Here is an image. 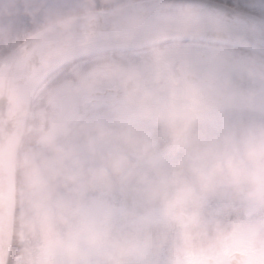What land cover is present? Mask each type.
<instances>
[{
	"label": "clouds",
	"instance_id": "9594fccd",
	"mask_svg": "<svg viewBox=\"0 0 264 264\" xmlns=\"http://www.w3.org/2000/svg\"><path fill=\"white\" fill-rule=\"evenodd\" d=\"M103 6L112 7L109 0ZM159 8L181 32L232 47L213 10L197 0H160ZM93 9V0L87 7L0 0V36L15 11L33 21L35 34L23 43L56 54L53 38L90 24ZM148 15L133 19L135 30ZM258 34L264 39V25L235 39L247 53L240 78L264 92V48L251 47ZM167 35L147 37L134 60L98 54L75 73L78 95L68 105L57 104L47 77L16 84L29 114L25 148L55 167L45 203L17 195L0 264H185L194 252H221L236 229L251 241L249 251L222 257L224 264H264V107L243 102L242 88L223 68L228 52L203 60L202 69H185L164 50L175 42ZM125 42H135V32ZM25 60L0 61L6 80ZM101 95L107 113L92 107ZM8 105L6 94L0 113Z\"/></svg>",
	"mask_w": 264,
	"mask_h": 264
},
{
	"label": "water",
	"instance_id": "95a60500",
	"mask_svg": "<svg viewBox=\"0 0 264 264\" xmlns=\"http://www.w3.org/2000/svg\"><path fill=\"white\" fill-rule=\"evenodd\" d=\"M179 4L182 0H170ZM160 0H143L126 4L122 7L110 11H101L93 15L92 22L78 23L71 37L53 38L57 45H65L63 57L78 52H87L81 56L63 62V64L47 75V79L62 68L67 63L76 59L94 55L98 52L111 50H131L143 46L147 37L152 36L160 30H166L168 35L166 40L175 41L174 43H211L203 34L192 32H181L179 29L167 23V12H162L159 8ZM204 8H211L216 20L226 30L229 41L234 48L243 49L235 39L238 35L247 36L251 26L258 28L264 25V18L258 17L250 12L240 11L234 7L216 0H197ZM130 13L125 15V12ZM148 12L149 15L142 25V30H135L132 23L135 17ZM135 32V42H125V38ZM86 43L81 46L80 42ZM251 47L260 50L264 48V39L258 34L252 39ZM20 59H28L21 53V48L13 53L6 62L19 63ZM11 83V87L5 91L8 96V104L11 106L10 118L14 120L16 131L9 134L7 131L0 132V249L3 255L0 260L7 255V247L11 243V226L16 211V162L19 149L24 136L26 127L25 117H28L26 109L20 107V97L17 94V85ZM235 253V252H234ZM241 255L246 253L239 252ZM231 254L229 257H231Z\"/></svg>",
	"mask_w": 264,
	"mask_h": 264
},
{
	"label": "rangeland",
	"instance_id": "374dc122",
	"mask_svg": "<svg viewBox=\"0 0 264 264\" xmlns=\"http://www.w3.org/2000/svg\"><path fill=\"white\" fill-rule=\"evenodd\" d=\"M235 3H241L246 11L264 18V0H235ZM165 51L175 56L178 61V67L182 66L185 69H202L204 65L203 60L210 56L219 58L224 52H228L231 56V62L224 65V71L233 75L236 83L242 88L244 93L242 100L244 103L251 102L256 109L264 107V92L261 91L260 86L254 81L243 80L240 78L241 64L246 58L247 54H241L234 50H227L217 46H202L199 43H178L167 44ZM101 53V52H98ZM96 53V54H98ZM138 54L132 57H125L129 60H134ZM57 74V73H56ZM56 74H52L46 81V84L52 91L57 94V104L64 106L68 105L77 95L76 81L74 78L63 77L62 81L55 83ZM105 97L94 96L93 109L107 113L108 109L105 104ZM34 158L38 156L34 153ZM55 167V161L44 158L40 166L33 168L29 174L25 175L24 185L21 184V189L18 194L20 197H32L39 199L41 203L47 200L48 187V174L49 170ZM17 197V196H16ZM22 206V204H21ZM251 241L245 234L236 229L232 234L225 238L222 251L219 253H212L207 250L192 253L185 261V264H224L222 257H229L234 252L248 253Z\"/></svg>",
	"mask_w": 264,
	"mask_h": 264
},
{
	"label": "trees",
	"instance_id": "16d2710c",
	"mask_svg": "<svg viewBox=\"0 0 264 264\" xmlns=\"http://www.w3.org/2000/svg\"><path fill=\"white\" fill-rule=\"evenodd\" d=\"M143 1V0H109V3L112 5L111 8H107L103 6V0H93L94 5V14L101 12V11H110L118 7H122L126 4ZM228 5L234 6L236 8L246 10V8L242 7L241 3H235V0H217ZM33 4L43 3L44 0H31ZM78 4L81 7H87L89 0H77ZM13 15V19L10 20L5 35L0 36V61H6L13 53L21 48L24 40L29 36L35 34V29L33 25V21L30 17L25 15H16L15 11L11 13ZM23 18H26L24 20ZM202 46H217L222 47L221 45L217 44H210V43H200ZM223 48V47H222ZM227 50H234L235 52H239L241 54H247L246 50L240 48L231 47ZM103 53H119L122 54L124 57L133 56L137 54V50H112L106 51ZM101 54V53H99ZM98 54L88 56L85 58H81L74 62H71L64 66L59 72L56 74L55 83L57 81H62L63 77L65 78H74L75 73L77 70L85 69L89 64H91ZM26 134H27V126L25 129V134L20 146L17 162H16V196L18 195L21 184L25 182V175L29 174V172L43 162V159L37 158L35 159L33 156V152L25 148L26 143ZM20 195V194H19ZM16 207H17V197H16Z\"/></svg>",
	"mask_w": 264,
	"mask_h": 264
},
{
	"label": "snow or ice",
	"instance_id": "6c2138e0",
	"mask_svg": "<svg viewBox=\"0 0 264 264\" xmlns=\"http://www.w3.org/2000/svg\"><path fill=\"white\" fill-rule=\"evenodd\" d=\"M26 20V18H23ZM86 42L81 41L83 46ZM65 45H58L56 54L47 53L44 50L31 49L27 43L21 45V52L25 53L28 59L15 68H9V78L6 80L4 65L0 63V99L5 97L6 88L11 87V83L18 84L20 81L30 80L39 75L47 77L50 69L53 68L57 60L63 56ZM11 106L8 105L7 114L0 113V132L7 131L9 134L16 131L14 120L10 118ZM27 116L25 117V123Z\"/></svg>",
	"mask_w": 264,
	"mask_h": 264
},
{
	"label": "bare ground",
	"instance_id": "6f19581e",
	"mask_svg": "<svg viewBox=\"0 0 264 264\" xmlns=\"http://www.w3.org/2000/svg\"><path fill=\"white\" fill-rule=\"evenodd\" d=\"M89 52H91V51L88 50L87 52H84V50H83V52H78V53L71 54V55L63 57L60 61L55 63V65L53 66L52 69L49 70L47 75L51 74L53 71H55L57 68H59L63 64V62H65L67 60H71V59H73L75 57L81 56V55L89 53ZM40 79H43V77H40Z\"/></svg>",
	"mask_w": 264,
	"mask_h": 264
},
{
	"label": "flooded vegetation",
	"instance_id": "af4514ba",
	"mask_svg": "<svg viewBox=\"0 0 264 264\" xmlns=\"http://www.w3.org/2000/svg\"><path fill=\"white\" fill-rule=\"evenodd\" d=\"M138 54V53H137ZM132 57V56H131Z\"/></svg>",
	"mask_w": 264,
	"mask_h": 264
}]
</instances>
